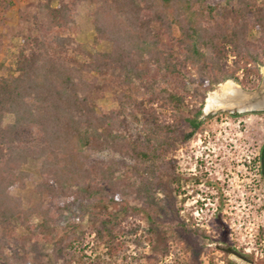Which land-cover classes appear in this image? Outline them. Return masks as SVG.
<instances>
[{"label":"trees","instance_id":"1","mask_svg":"<svg viewBox=\"0 0 264 264\" xmlns=\"http://www.w3.org/2000/svg\"><path fill=\"white\" fill-rule=\"evenodd\" d=\"M90 1L95 5L97 34L113 43L110 52L85 53L78 58L77 54H82L80 45L70 34L65 35L75 25L74 1L40 0L38 15L33 17L41 20L43 30L27 34L20 25L16 51L0 74V226L8 229L11 222L18 221L24 227L26 241L48 236L56 239L54 209L65 212L79 204L93 222L104 226L111 223L105 218L107 210L95 207L94 202L107 201L118 206L111 217L120 226L127 216L140 211L125 198L130 185L122 184L120 177L114 178L110 174L113 168H91V152L109 150L140 163L160 159L170 152L169 134L173 128L166 120L153 116L148 122L161 134L152 152L132 145L116 131L119 114L100 111L91 98L98 77L111 78L121 88L119 102L128 98L136 108H150L153 113L152 104L160 103L164 109L183 114V121L192 128L184 140L191 139L200 128L203 105L193 118L184 116L185 96L178 92L173 76L190 81L191 67L200 75L205 92L231 79L244 89L253 90L262 79L264 3L228 0L233 8L232 20L226 24L218 20L208 27L204 11L198 9L202 0ZM14 6L16 1L0 0V11ZM253 29L260 33L257 38L251 33ZM229 46L237 54L233 71L223 69ZM67 58L71 63H65ZM247 59L254 67L241 81L237 72ZM250 72L255 74L254 80L249 79ZM134 94L141 97L135 98ZM7 115L13 116V123L5 124ZM25 130L31 137L28 147L23 148L17 146V137ZM34 155L42 160L40 178L35 184L40 201L24 208L11 191L16 186L24 187L32 177L14 172ZM258 161L264 179V144ZM114 192V197H107ZM46 198L54 201V207L46 203ZM36 215L41 221L33 224L30 220ZM78 228V223L71 221L64 227L61 241ZM0 264L19 262L0 252Z\"/></svg>","mask_w":264,"mask_h":264},{"label":"rangeland","instance_id":"2","mask_svg":"<svg viewBox=\"0 0 264 264\" xmlns=\"http://www.w3.org/2000/svg\"><path fill=\"white\" fill-rule=\"evenodd\" d=\"M13 1L16 6L11 10L0 11V74L16 51L19 27L27 34L43 30L41 20L33 17L38 15L40 0ZM73 1L75 25L65 35L70 34L80 45L82 54L77 57L110 52L113 43L102 39L95 30V5L90 0ZM257 2L263 4L264 0ZM198 9L204 11L208 27L218 20L226 24L233 18L228 0H202ZM251 33L256 38L260 35L255 29ZM67 60L65 63H71ZM236 60L237 54L229 46L223 69L233 71ZM240 66L237 77L242 81L254 64L247 59ZM260 72L262 79L253 90L231 81L260 97L264 95V66ZM254 76L249 73V79L254 80ZM188 77L190 81L174 76L172 80L178 92L185 96L184 116L193 118V113L203 105L200 118L203 122L189 140L183 139L192 131L183 121V114L172 108L164 109L160 103L152 104L153 113L150 108L148 111L136 108L128 98L119 102L121 88L111 78L98 77L91 93L100 111L119 114L116 131L142 150L154 151L155 140L161 136L148 124L153 116L166 120L173 128L169 134L170 152L148 163L109 150L90 153L91 168L108 171L111 167L114 178L120 177L122 184L130 185L125 198L140 211L137 209L136 214L127 216L120 226L111 217L118 206L107 201L94 202L95 207L107 210L105 218L111 223L104 226L93 222L79 204L65 212L54 209L58 229L54 240L48 236L26 241L23 225L13 221L8 229L0 226V252L14 256L19 264H240L228 253L231 249L255 264H264V179L258 161L264 144V109L234 114L218 110L206 116L208 96L224 83L205 92L200 75L191 67ZM13 122V116L7 115L5 124ZM30 137L29 131H23L17 137V146L28 147ZM41 166L42 160L34 155L14 172L32 177L24 187L16 186L11 191L24 208L40 201L35 184ZM115 195L114 192L107 197ZM45 201L54 207V201L48 198ZM30 221L37 224L41 218L36 215ZM71 221H76L79 228L61 241L64 227Z\"/></svg>","mask_w":264,"mask_h":264},{"label":"bare ground","instance_id":"3","mask_svg":"<svg viewBox=\"0 0 264 264\" xmlns=\"http://www.w3.org/2000/svg\"><path fill=\"white\" fill-rule=\"evenodd\" d=\"M250 96L243 89L239 88L231 80L226 81L218 91L212 92L206 100L205 111L207 113L213 111H223V110H233V109H245V102L248 103ZM263 103L252 104L250 108H255L256 106H262Z\"/></svg>","mask_w":264,"mask_h":264},{"label":"water","instance_id":"4","mask_svg":"<svg viewBox=\"0 0 264 264\" xmlns=\"http://www.w3.org/2000/svg\"><path fill=\"white\" fill-rule=\"evenodd\" d=\"M244 91V90H243ZM244 92H246V91H244ZM247 94L251 97L250 98V100H249V102L248 103H244L245 104V109H243V110H241V109H233V110H229L230 111V113H232V114H234L235 112H238V113H240V112H245V111H254V110H261V109H264V105H262V106H256L255 108H250V106L252 105V104H259V103H263V101H264V95L263 96H258V95H256L255 93H249V92H247ZM207 105V104H206ZM206 108V107H205ZM205 108H204V112H205V114H206V116H209V115H211V114H214L215 112H209V113H207L206 111H205ZM234 255H236L237 256V253H235V252H232Z\"/></svg>","mask_w":264,"mask_h":264},{"label":"flooded vegetation","instance_id":"5","mask_svg":"<svg viewBox=\"0 0 264 264\" xmlns=\"http://www.w3.org/2000/svg\"><path fill=\"white\" fill-rule=\"evenodd\" d=\"M227 251L231 255H234L232 252H236V251L231 250V249H228ZM234 256H235V260H238V262H240V264H255L254 261H252L250 258H248L244 255H241L239 253H237V256L236 255H234Z\"/></svg>","mask_w":264,"mask_h":264}]
</instances>
